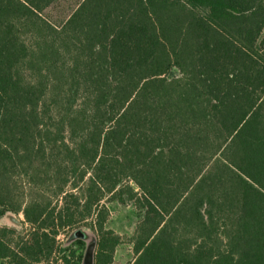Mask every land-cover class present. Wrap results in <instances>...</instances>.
<instances>
[{"label":"trees","instance_id":"obj_1","mask_svg":"<svg viewBox=\"0 0 264 264\" xmlns=\"http://www.w3.org/2000/svg\"><path fill=\"white\" fill-rule=\"evenodd\" d=\"M56 1L0 0L1 264H115L111 202L129 264H264V0Z\"/></svg>","mask_w":264,"mask_h":264},{"label":"rangeland","instance_id":"obj_2","mask_svg":"<svg viewBox=\"0 0 264 264\" xmlns=\"http://www.w3.org/2000/svg\"><path fill=\"white\" fill-rule=\"evenodd\" d=\"M81 1L82 0H57L52 6L45 10L43 16L48 17L56 25H60L77 8ZM108 205L111 210V216L107 223V227L115 230L125 239V242L120 244L116 249L115 264H129L134 260L135 257L133 244L130 242V239L133 236L136 225L140 220L141 212H139L131 202L125 204L111 202ZM23 221V214L7 212L3 217L0 218V227L8 226L16 228L19 231H24L27 226ZM87 231L90 234V230L87 229ZM61 238L63 241L65 240L63 242L65 247L70 246L72 242H74L64 236ZM88 241H90V238ZM88 250L86 251L85 248L81 249V253H83L86 257L82 261V264L90 263L87 261L88 255H91Z\"/></svg>","mask_w":264,"mask_h":264},{"label":"water","instance_id":"obj_3","mask_svg":"<svg viewBox=\"0 0 264 264\" xmlns=\"http://www.w3.org/2000/svg\"><path fill=\"white\" fill-rule=\"evenodd\" d=\"M93 247H94V245L93 244H91L90 246H89V253H91L92 254V250H93ZM92 260V255H88V257H87V261L88 262H90ZM88 264V263H87Z\"/></svg>","mask_w":264,"mask_h":264}]
</instances>
